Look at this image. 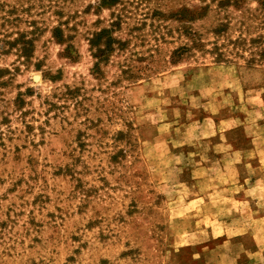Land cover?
<instances>
[{
  "label": "rangeland",
  "instance_id": "374dc122",
  "mask_svg": "<svg viewBox=\"0 0 264 264\" xmlns=\"http://www.w3.org/2000/svg\"><path fill=\"white\" fill-rule=\"evenodd\" d=\"M263 1L0 0V264H264Z\"/></svg>",
  "mask_w": 264,
  "mask_h": 264
},
{
  "label": "trees",
  "instance_id": "16d2710c",
  "mask_svg": "<svg viewBox=\"0 0 264 264\" xmlns=\"http://www.w3.org/2000/svg\"><path fill=\"white\" fill-rule=\"evenodd\" d=\"M261 4L264 6V1L261 2ZM99 38H100V33L97 34L96 37H95L94 39H91V40H90V44H91V45L95 44V40H96V39H99ZM106 39H107L108 41H107V42H104L105 45H106V44L108 45L109 43H112V42H113V38H111V37H109V36H107ZM98 50L100 51V47L98 48Z\"/></svg>",
  "mask_w": 264,
  "mask_h": 264
},
{
  "label": "crops",
  "instance_id": "0c3cea01",
  "mask_svg": "<svg viewBox=\"0 0 264 264\" xmlns=\"http://www.w3.org/2000/svg\"><path fill=\"white\" fill-rule=\"evenodd\" d=\"M253 244H254V246L257 245L255 241L252 242V245H253ZM254 250H255V249H254ZM246 251H247L248 254H251V253H252V254H256V253H257V251H253L252 249H251V250H250V249H247ZM250 251H251V253H250Z\"/></svg>",
  "mask_w": 264,
  "mask_h": 264
}]
</instances>
